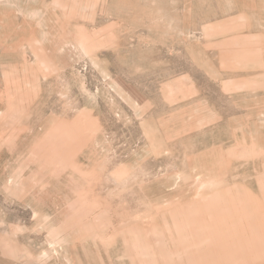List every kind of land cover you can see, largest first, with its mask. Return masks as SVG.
Listing matches in <instances>:
<instances>
[{
  "label": "rangeland",
  "instance_id": "obj_1",
  "mask_svg": "<svg viewBox=\"0 0 264 264\" xmlns=\"http://www.w3.org/2000/svg\"><path fill=\"white\" fill-rule=\"evenodd\" d=\"M0 264H264V0H0Z\"/></svg>",
  "mask_w": 264,
  "mask_h": 264
}]
</instances>
